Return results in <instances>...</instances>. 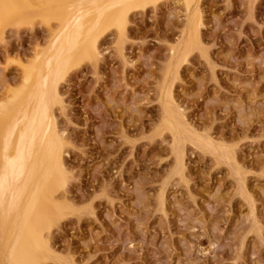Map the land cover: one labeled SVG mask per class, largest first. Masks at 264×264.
Segmentation results:
<instances>
[{
	"label": "rangeland",
	"instance_id": "374dc122",
	"mask_svg": "<svg viewBox=\"0 0 264 264\" xmlns=\"http://www.w3.org/2000/svg\"><path fill=\"white\" fill-rule=\"evenodd\" d=\"M64 1L92 15L113 0H55L51 15L0 22V103L29 69L48 73L37 123L62 151L56 191L42 185L61 213L32 262L264 264V0H114L121 15L91 30L98 58L73 50L45 69Z\"/></svg>",
	"mask_w": 264,
	"mask_h": 264
},
{
	"label": "bare ground",
	"instance_id": "6f19581e",
	"mask_svg": "<svg viewBox=\"0 0 264 264\" xmlns=\"http://www.w3.org/2000/svg\"><path fill=\"white\" fill-rule=\"evenodd\" d=\"M19 2L20 8L19 5L16 4V6L20 10L15 5L12 6L11 3L0 0V22L4 24V22L10 21L13 24L16 19L28 15H39L42 12H45V15H51L49 12L53 7L49 9L48 7L55 3V0H20ZM132 2L136 3L135 7H137L141 5V3L138 4L142 1L132 0ZM103 3L96 5V11L92 15L86 8L82 14L78 15L76 4L74 6L72 2L67 1L61 3L62 9H64L62 12L66 14L64 17L58 15L61 17L58 18L60 21H57L59 27L51 32L52 38L49 42V49L52 54L46 58L45 69L49 68L53 62L58 63L61 56L62 58L65 57V52L67 54L73 50L81 49L91 58L88 57L89 60L95 61L98 58L96 41L90 40L91 30L94 27L101 28L106 25L105 22L107 23L108 18L121 15L120 5ZM57 13L54 12V14ZM61 15L63 16V13ZM100 30H103V27ZM73 35L81 38L80 42L75 39L78 42L77 46L70 39ZM40 57L43 56L36 55L35 60ZM29 70H26V74L24 73V85L22 84L24 87L21 85L24 88L23 91L14 93L5 103H0V113L4 114L0 118V202L3 197H9L8 209L0 213V226H4L3 223L8 222L5 235L1 239L2 253L6 264H34L32 259L36 255L35 249L41 248L46 253L48 252L49 246L47 248V239H44L43 231L48 228L52 221L56 220L59 211L57 212L56 203L45 194L42 185H45V190L55 192L56 189H53L60 184V180L55 179V174L64 170L61 164L62 151L60 147L57 150L52 149V141L46 138L45 126L37 123L38 117L43 113L41 104L37 103L44 101L43 99L47 95L49 75H47L48 73L41 75L37 71ZM36 85H40L41 89L29 90V87ZM34 106L33 113L31 112L32 116H29L31 118L28 119L25 115L29 111L28 109ZM169 106L167 104L165 106L164 113L167 117L163 122V129L174 133L173 141L178 145L184 139L183 131L181 132V129H184L179 116ZM39 133H42V138L40 142L36 143L35 137ZM50 136L52 135L50 134ZM59 146L62 147L60 144ZM18 198H23L21 205H15ZM20 206L23 207L19 210L18 207ZM0 264L2 263L0 262Z\"/></svg>",
	"mask_w": 264,
	"mask_h": 264
}]
</instances>
